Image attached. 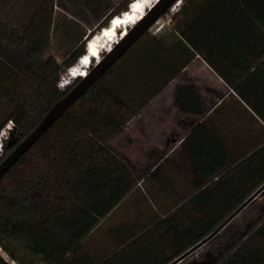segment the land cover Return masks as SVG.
<instances>
[{
    "label": "trees",
    "instance_id": "obj_1",
    "mask_svg": "<svg viewBox=\"0 0 264 264\" xmlns=\"http://www.w3.org/2000/svg\"><path fill=\"white\" fill-rule=\"evenodd\" d=\"M184 1L173 43L148 30L1 179L0 248L18 264H83L77 256L83 240L139 183L158 177L153 163L138 165L113 142L198 54L264 119V0ZM130 4L123 0L102 28ZM51 23L48 16L21 29L0 18V134L10 121L12 132L22 133L12 136L0 162L80 80L59 87L62 72L86 46L63 61L45 58ZM177 104L185 113L206 112L191 86L181 88ZM226 168L210 173L209 184L187 200L172 197L163 221H178L165 231L179 234L178 245L159 247L150 258L120 260L127 245L106 263L169 264L208 237L264 184V145ZM233 221L214 237L231 241L215 264H264V218L244 231ZM0 264H11L1 251Z\"/></svg>",
    "mask_w": 264,
    "mask_h": 264
},
{
    "label": "crops",
    "instance_id": "obj_2",
    "mask_svg": "<svg viewBox=\"0 0 264 264\" xmlns=\"http://www.w3.org/2000/svg\"><path fill=\"white\" fill-rule=\"evenodd\" d=\"M183 86L194 87L199 92L202 108L206 110L203 116L179 109L177 97ZM262 145L264 119L198 54L126 124L114 146L138 165L153 163L150 171H158V177L150 182L153 189L167 188L170 190L164 191L166 196L184 195L183 199L187 200L209 184L210 173L220 167L228 170ZM133 156L146 160L137 161ZM143 184L139 183L134 190ZM162 209L157 210L159 218L170 213ZM140 233L141 230L135 231L114 248L103 245L99 263L107 264L125 243ZM96 250L89 247L87 252Z\"/></svg>",
    "mask_w": 264,
    "mask_h": 264
},
{
    "label": "rangeland",
    "instance_id": "obj_3",
    "mask_svg": "<svg viewBox=\"0 0 264 264\" xmlns=\"http://www.w3.org/2000/svg\"><path fill=\"white\" fill-rule=\"evenodd\" d=\"M122 1L0 0V18L12 21L21 29H26L29 25L39 21L40 18L45 20L51 16V42L45 51V58L52 57L63 61L78 45L84 44L87 47L89 40L95 38L104 29L101 26L102 22L120 7ZM146 1L153 2L154 0ZM184 3V0H178L150 28V33L159 38L164 37L167 45L173 43L178 37L175 30V26L179 22L177 15ZM69 69L66 68L60 76L59 87L63 90L68 87V85L63 86L65 82L72 80L69 85H73L76 80L71 79V75L68 74ZM13 128L14 124L10 121L0 134V157L4 153L5 147L12 145L13 135L22 136L18 129H15L14 134ZM113 145H115V141ZM133 158L137 161L146 160L140 156H133ZM183 196L180 197L183 198ZM159 198L163 202L160 203ZM173 200L166 196L165 192L153 189L150 182L144 183L134 190L132 195H128L110 215L101 221L94 232L83 240L77 256L80 255V258H84L83 264L97 263L102 259L103 245L104 247L106 245L107 248L120 246L129 238L130 234L139 230L141 233L137 237L124 244V247L127 245L128 247L122 255H119L120 260L122 258H126V261L135 260L137 254L140 259L144 255L150 258L156 254L159 247H165L167 250L170 245H178L180 238L175 230H169L170 232L165 234L166 226L178 221L173 220V217L163 221L168 214L162 218L157 215V210H163L162 208L165 211L173 210ZM262 218H264V191L239 213L232 223L239 231H244ZM160 221L163 222L159 224ZM230 242L227 235L212 238L177 264H215L224 257V252ZM89 247L91 249L94 247L97 250L87 252ZM0 251L6 255L1 248Z\"/></svg>",
    "mask_w": 264,
    "mask_h": 264
},
{
    "label": "water",
    "instance_id": "obj_4",
    "mask_svg": "<svg viewBox=\"0 0 264 264\" xmlns=\"http://www.w3.org/2000/svg\"><path fill=\"white\" fill-rule=\"evenodd\" d=\"M178 0H159L149 9L144 18L129 29L128 34L118 43L105 52L102 59L97 61L85 76H79L80 80L73 85L69 92L44 116L41 123L0 162V181L9 170L25 155L38 141V139L71 107L87 90L105 74L150 28L165 14ZM131 7V4L130 6ZM112 21V20H111ZM111 23V22H110ZM109 23V25H110ZM87 51V47H86ZM82 59L78 58L76 64ZM76 68V66H75ZM76 78V79H77ZM264 191V184L255 191L235 212H233L213 233L197 243L194 247L183 253L170 264H177L199 247L214 238L224 227L241 213L251 202H253Z\"/></svg>",
    "mask_w": 264,
    "mask_h": 264
},
{
    "label": "bare ground",
    "instance_id": "obj_5",
    "mask_svg": "<svg viewBox=\"0 0 264 264\" xmlns=\"http://www.w3.org/2000/svg\"><path fill=\"white\" fill-rule=\"evenodd\" d=\"M158 1L159 0H154L153 2L133 0L128 11L116 16L111 21L110 26L104 28L95 38L89 40L87 51L78 64L75 65L76 68L73 66L70 71H68V74L71 75V79H76L80 75L85 76L88 69L102 59L105 52L109 51L111 47H114L116 43L126 36L129 29L141 21L149 9ZM85 58H87V63L84 62ZM71 81L65 82L63 86L71 84Z\"/></svg>",
    "mask_w": 264,
    "mask_h": 264
},
{
    "label": "built area",
    "instance_id": "obj_6",
    "mask_svg": "<svg viewBox=\"0 0 264 264\" xmlns=\"http://www.w3.org/2000/svg\"><path fill=\"white\" fill-rule=\"evenodd\" d=\"M5 256V255H4ZM11 264H18L17 261L11 259L9 256H5Z\"/></svg>",
    "mask_w": 264,
    "mask_h": 264
},
{
    "label": "clouds",
    "instance_id": "obj_7",
    "mask_svg": "<svg viewBox=\"0 0 264 264\" xmlns=\"http://www.w3.org/2000/svg\"><path fill=\"white\" fill-rule=\"evenodd\" d=\"M71 68H72V67H71ZM71 68H70V69H71ZM70 69H69L68 71H70ZM67 82H69V81H67ZM67 82H66V83H67ZM67 85H69V84H67ZM0 151H1V146H0Z\"/></svg>",
    "mask_w": 264,
    "mask_h": 264
},
{
    "label": "snow or ice",
    "instance_id": "obj_8",
    "mask_svg": "<svg viewBox=\"0 0 264 264\" xmlns=\"http://www.w3.org/2000/svg\"><path fill=\"white\" fill-rule=\"evenodd\" d=\"M84 62L87 63V58H85V61Z\"/></svg>",
    "mask_w": 264,
    "mask_h": 264
}]
</instances>
